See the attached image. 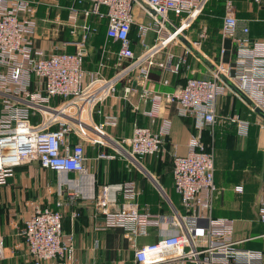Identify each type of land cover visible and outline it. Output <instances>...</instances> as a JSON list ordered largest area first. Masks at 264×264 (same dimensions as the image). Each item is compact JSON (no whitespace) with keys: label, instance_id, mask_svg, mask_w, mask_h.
Returning a JSON list of instances; mask_svg holds the SVG:
<instances>
[{"label":"built area","instance_id":"built-area-1","mask_svg":"<svg viewBox=\"0 0 264 264\" xmlns=\"http://www.w3.org/2000/svg\"><path fill=\"white\" fill-rule=\"evenodd\" d=\"M206 2L73 0L61 24L72 37L63 47L72 45L75 51L46 54L35 44L37 6L28 0H0V187L8 185L16 168L31 163L56 176L55 208L32 203L19 228L18 235L33 264H72V235L63 234L62 209L77 201L94 205L93 218L103 217V222L95 225L96 231H125L133 249V264H263L261 252L241 249L231 239L233 220L212 217L211 204L217 191L214 152L202 142L201 134L218 121L217 101L225 94L221 79L250 101L254 109L264 112V38H250L248 27L239 25L234 8L228 5L219 37L221 55L225 51L223 42H232L231 64H215L211 79L189 76L177 91L166 95L146 87L154 67L171 75H179L187 67L190 50L181 45L180 38L192 47L186 34L198 21ZM134 7L146 20L134 17ZM102 26L108 43L100 48L95 69L87 71L83 67L86 46ZM149 33L152 38L147 44ZM134 45L141 48L139 55ZM178 45L183 47L179 55L173 51ZM107 69L114 72L110 77L104 75ZM123 82V99L138 95L149 100L147 117L158 118L164 105L176 104L178 114L192 121L194 132L189 135L187 153L172 158L180 214L160 216L141 211L134 181L97 186L89 171L84 144L112 150L100 152L98 160L122 158L136 162L158 154L170 134L169 120L161 119L156 132L134 124L128 137L114 142L104 128H116L115 117L100 124L85 122ZM54 99L61 101L52 107ZM219 121L234 125L240 136L246 135L248 122L238 116L229 115ZM236 191L241 193L242 186ZM261 194L258 220L264 223V183ZM150 228H156L159 241L139 246L138 239L147 237ZM4 258L5 246L0 237V264Z\"/></svg>","mask_w":264,"mask_h":264},{"label":"crops","instance_id":"crops-1","mask_svg":"<svg viewBox=\"0 0 264 264\" xmlns=\"http://www.w3.org/2000/svg\"><path fill=\"white\" fill-rule=\"evenodd\" d=\"M237 2L239 8L235 13L239 25L248 27L250 38H264V0H237ZM72 4L73 0L45 1L46 14L43 16L46 19L43 21L46 22L45 32L39 30V7H37L35 44L43 48L46 54L52 52L73 53L75 51L72 45L63 47V43L71 42L72 38L71 40L67 39L71 35L61 24L66 20L68 8ZM140 17L142 16L140 15ZM194 26L190 30V34L193 33ZM100 34L97 33L92 37L86 46L87 55L83 67L87 71L95 69L100 48L108 43L105 34L103 36ZM181 44L185 46L183 43ZM220 46L221 43L218 45L217 63L231 64L234 59L232 42L230 40L223 42L225 51L222 55L220 54ZM188 49L190 53L186 57L187 67L182 68L179 75H171L154 67L150 71L149 82L146 87L157 94L166 95L177 91L189 76L211 79L214 72L212 64L206 59L195 58L191 46ZM133 50L136 55L141 53V48L138 46L134 45ZM173 51L179 55L183 52V47L176 46ZM113 73L111 69L104 71L106 77H110ZM163 80H167L169 83L164 85ZM221 82L225 86V94L217 101L216 115L218 121L211 129H205L201 134L202 142L211 146L214 152V183L217 191L212 200L211 213L214 218L233 220L231 239L237 242V246L241 249L261 252L264 264V223L258 220L264 183V123L254 114L242 94L225 80L221 79ZM125 84L126 82L120 83L116 88L115 95L98 105L91 117L84 119L85 122L88 125L100 124L109 117H115L117 127L106 126L104 132L114 142H118L121 138L131 134L134 124H140L141 127L156 132L161 119H168L170 134L165 139L166 142L160 151V155L161 157L169 155L172 158L174 155H185L189 135L194 132L191 119L181 117L177 112L176 104L164 105L158 118L147 117L145 113L151 109L149 100H143L138 95L123 99L121 89ZM134 85L135 83H132V87ZM59 100L54 99L53 102ZM229 115H236L241 120L248 122L245 136H240L234 125L219 121ZM123 118L130 121L129 127L124 128L125 120ZM73 141L77 142L75 139ZM84 148L87 166L89 171L94 174L97 186L121 181H134L139 192L137 201L141 211L160 216H172L174 212L182 213L179 196L172 184L167 181H164L163 184L160 182L162 180L160 176H154L160 170L154 161L150 160L151 158L148 160L146 157L136 162L118 158L108 162L98 160L97 155L100 152L111 153L112 150L109 147L87 143L84 144ZM108 163L112 166L109 181L106 180ZM38 167L40 168L37 163H31L16 168L14 176L8 180V185L0 187V193L3 192L1 190L3 188L8 192L10 190L20 193L27 192L26 186H23V174L28 173V170L31 169H39ZM139 176L143 177L140 178ZM55 181L52 179L46 190L38 192L31 202H40L45 206L55 208L56 197L53 194ZM40 183V187L45 185L42 181ZM238 186H242L241 193L236 191ZM173 201L179 204V209L174 208ZM165 205L167 211H165ZM2 206L4 203L0 200V211H2ZM26 210H28L27 207ZM74 212L77 213L75 218L72 217ZM62 213L63 234L72 235L74 249L72 264H133V249L127 241L123 229L95 230V225L101 224L103 217L97 215L96 218H93V215L96 214L93 204L77 201L75 205L62 209ZM26 217L21 218L20 215L18 217L16 212H10L6 217L0 212V237L5 246V258L1 264H33L27 255L23 240L18 235L19 228L22 227ZM158 241L156 228H150L147 237L138 239V245L152 246Z\"/></svg>","mask_w":264,"mask_h":264},{"label":"rangeland","instance_id":"rangeland-1","mask_svg":"<svg viewBox=\"0 0 264 264\" xmlns=\"http://www.w3.org/2000/svg\"><path fill=\"white\" fill-rule=\"evenodd\" d=\"M28 1H31L33 4L39 7V30L41 32H45L46 22H43V21L46 19L43 16L46 14L45 1L47 0H28ZM228 5H231L234 8L235 12H237L239 8V3L237 2V0H207L201 16L199 17L198 21L195 23L193 33L186 34L188 36V39L191 42H193L192 50L194 51L191 50L193 53V56H195V58L206 59L207 61H209V63L212 64L213 67L215 64H217L216 58L218 56L217 55L218 45L221 43L220 37L218 34L220 22H221V18L223 17L225 13L226 7H228ZM133 13H134V17L138 21L146 20L140 17L139 11L136 7H134ZM36 14H37V10H36ZM44 36H46V34H44ZM71 38L72 37H69V36L67 37L68 40H71ZM151 38H152V34L149 33L147 37V44L151 43ZM194 43L196 44L194 45ZM181 45H178V46H181ZM214 71H215V68H214ZM60 101L61 100L54 103L52 100V102L50 103V106L52 107L56 106ZM130 124H131L130 121L126 119L124 121L123 126L124 128H127L129 127ZM147 159L154 161V164L157 166L158 170H160V172L156 173L154 176H160L162 179L160 180L161 183L163 182L164 184V181H167L169 184H172V187L174 188L172 175H171L172 156L166 155L164 157H161L160 152H159L158 154L148 157ZM107 169L108 171H106L107 172L106 180L109 181V178L111 177L110 172L112 170V166L109 165V163H108ZM43 171H41L40 168L31 169V170H28V173L25 172V174H23V180H24L23 186H26L25 189H27V192L23 191V193H20L19 191L15 192L14 190H10L8 192V191H5L4 188L1 189L3 192L0 193V200L3 201L4 206L1 207L2 211L0 212H2L6 217H7V214L10 212H13V213L16 212L18 214V217L20 215L21 218L26 217L28 215L29 210L32 207L31 204L34 203V202H31L33 201L32 199L36 197L38 192H41L43 190L45 191L46 188L50 185V181L52 179L56 180V176L52 172L45 171V170ZM139 177L142 178L143 176H139ZM41 181L45 183V185H43L42 187H40ZM172 204L173 206H175L174 208H177V209L180 208L178 203L173 201ZM26 207L28 210L25 211ZM20 208H21V211H20L21 213L19 212ZM167 210H168L167 206L165 205V211Z\"/></svg>","mask_w":264,"mask_h":264},{"label":"water","instance_id":"water-1","mask_svg":"<svg viewBox=\"0 0 264 264\" xmlns=\"http://www.w3.org/2000/svg\"><path fill=\"white\" fill-rule=\"evenodd\" d=\"M181 42L187 46L188 48H190V45L188 44V42H186V40H184L183 38H180ZM247 103L251 106V108L253 109L254 113L264 122V112H262L261 110L257 109V108H253V105L250 103V101H248L246 99Z\"/></svg>","mask_w":264,"mask_h":264},{"label":"trees","instance_id":"trees-1","mask_svg":"<svg viewBox=\"0 0 264 264\" xmlns=\"http://www.w3.org/2000/svg\"><path fill=\"white\" fill-rule=\"evenodd\" d=\"M221 21H222V18H221ZM220 27H221V22H220ZM98 33H101L100 35L101 36H103V34H105V28H104V26H102L101 28H100V30H99V32ZM94 37V36H93ZM182 71V70H181ZM255 114V113H254ZM256 115V114H255ZM139 126H142V125H140L139 124ZM166 142V141H165ZM165 144V143H164ZM172 170V169H171ZM121 182H123V181H121Z\"/></svg>","mask_w":264,"mask_h":264}]
</instances>
